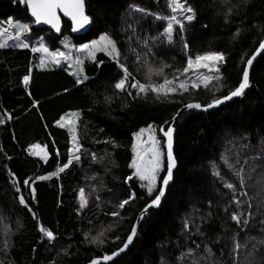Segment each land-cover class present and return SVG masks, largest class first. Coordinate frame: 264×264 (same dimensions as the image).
<instances>
[{"label":"trees","instance_id":"trees-1","mask_svg":"<svg viewBox=\"0 0 264 264\" xmlns=\"http://www.w3.org/2000/svg\"><path fill=\"white\" fill-rule=\"evenodd\" d=\"M189 2L196 9L197 18L187 25L184 33L189 45L187 51L183 49L179 35L174 34L171 44L163 36L154 43L150 42L151 53L146 55L148 50L135 36L128 40L132 33L125 21L140 20V24L134 25L140 40L158 36L166 25L154 21L153 17L143 19L136 13L129 14V5L168 15L167 0H85L93 26L82 37L72 36L68 22H64L61 37L47 29L37 30L28 11L20 4L0 0V26L8 27L6 21L9 18L31 26L28 49H0V118L4 119L0 124V217H3L0 219V261L4 264L9 261L11 264H52L53 261L55 264H88L93 258L117 251L151 199L137 178L133 176L132 180H127L134 172L128 167L132 160L133 134L154 125L160 138L159 127H167L164 121L172 124L173 118L187 103L206 105L228 95L238 86L246 60L264 39V31L254 27L264 29V0H251L250 5L242 7L229 23L224 20L223 0ZM233 3H239V0H233ZM237 28H242L243 33L234 40ZM105 32L117 41L121 61L141 83L160 84L165 77L170 80L181 77L176 69L182 70L189 56L194 58L208 51H220L226 54L221 72L227 86L217 91L216 83L212 82L207 88H190L188 92L175 94L169 99H156L151 92L146 97L142 94L133 99L114 88L123 73L106 54L96 55L93 61L84 60V74L89 80L77 85L70 69L41 68V53L31 51L32 47H39L40 38L50 50L57 51L66 50L65 39L72 45H81L98 40ZM12 43L9 41V45ZM136 53L141 57L139 63L136 62ZM163 64L171 67L165 68L160 76L153 75L149 81L147 66L159 68ZM30 69L31 81L25 88L23 76L29 74ZM250 81L252 87L243 97L205 113L189 111L180 117L174 138L178 167L173 184L161 207L151 210L142 221L131 249L110 264H161L162 261L165 264H190L180 258L181 253L197 244L200 245L199 255H204L203 248L207 245L217 258L230 264L228 253L234 235L241 243L249 236L264 239V233L260 231L264 226L259 223L264 216L256 214L257 206L264 204V168L258 167L250 173V179L246 176V187L241 189L239 181L220 161L221 154L232 148L239 153L241 161L253 157L264 140V54L251 69ZM65 89L69 91L65 92ZM133 96H136L135 90ZM77 111L80 112L77 134L86 154L75 167L52 175L58 166L67 162L72 148L67 124L61 128L57 121ZM5 114L12 118L8 119ZM104 141H113L118 147ZM162 144H165L163 139ZM247 144L251 147H243ZM33 145L47 150V161L30 154ZM236 152L227 154L235 156ZM91 153L102 161L93 163ZM112 161L117 166H113ZM213 163L217 164L216 170L223 180L213 175ZM166 164L165 156V170L160 174L157 190L165 175ZM10 173L15 174L21 188L19 194L25 196L31 212L19 204V194L12 186ZM39 176L51 178L36 179ZM28 178L35 187V199L30 195V188L22 183ZM225 182L237 185L235 199L241 201L240 207L234 203L232 192L224 187ZM81 187L85 189L89 203L78 214ZM242 191L247 195H241ZM133 194L135 199L119 209V203ZM249 203L251 209L247 207ZM113 211H119L120 216H111ZM248 211L254 213L255 219L246 228L230 218L233 212L244 213L246 217ZM33 212L36 219H33ZM189 214L202 234L193 235L195 227H191L190 232L184 229ZM17 221L23 225L19 230ZM5 224L13 233L10 237L12 247L7 254L3 251ZM109 225L112 230L107 233L104 245L85 240L84 233L90 231L95 235ZM41 226L52 230L57 239L49 243L39 232ZM117 236L119 240L115 239ZM245 256L246 250L241 251L239 264H246ZM262 257L264 249L248 259L253 264H260Z\"/></svg>","mask_w":264,"mask_h":264},{"label":"snow or ice","instance_id":"snow-or-ice-1","mask_svg":"<svg viewBox=\"0 0 264 264\" xmlns=\"http://www.w3.org/2000/svg\"><path fill=\"white\" fill-rule=\"evenodd\" d=\"M14 3H19L20 5H26V10L30 12V16L34 18L32 23L34 24H47L50 25L52 29H55L57 33L61 32V19L58 13L62 12L63 16L70 19L73 25V31H78L84 29L89 25L92 20L89 15L86 14V5L85 0H13ZM251 3V0H239V3H233V0H223L222 7L224 8L223 16L225 23H229L231 17L238 15L241 8H247ZM166 7L169 10L168 15H162L159 12H150L142 7L136 5H129V14L136 13L141 18L146 19L148 17H153L154 21H159L164 23L166 26L163 28V31L155 37H146L143 40H140V36L137 33L136 27L134 25L140 24V20L133 18V21L129 23L127 20V29L131 30L132 35L128 36V40L131 41L133 36L140 41L144 48L148 50V53H151L150 42L154 43L159 36L166 38L169 44L173 43L174 34H178L180 41L183 44V49L187 51L189 48L188 43L185 40L184 33L187 30V25H190L197 18V11L189 2V0H167ZM8 27L0 26V49H5L8 47L28 49L29 48V35L31 33L30 23L18 21L13 18H9L6 21ZM206 27V26H205ZM258 30L259 26L254 25ZM178 28V33H177ZM243 33L242 28H237L236 32L233 34V39L237 40L241 37ZM5 37L7 39H5ZM9 41L13 43L9 45ZM39 47H32V52H42L45 54L44 57L40 60V66L46 67L48 64L55 66H60L62 62H67L68 66L73 69L72 76L75 78L77 85L84 84L89 80V77L84 74V60L81 59L80 55H73L72 49H75L77 53H82L87 56L89 59H95L96 52H103L112 58L122 70V77L114 84V88L120 92H126L128 96L136 97L144 95L145 97L149 92L155 94L156 99H169L171 96L175 95L178 91L188 92L189 87L199 88L201 83L207 88L210 83L215 82L217 85L216 90L219 91L227 86L225 78L221 72V66L226 61V54L220 51H208L204 54H197L194 58L191 56L187 59L186 66L181 69H176L177 73L181 75L189 73L190 70L195 72V77H189L187 80H179V76L174 77L173 79L164 78L163 82L160 84L149 82L147 84L141 83L139 80L135 79V76L132 72L129 71V68L125 63L121 61V52L118 47V43L112 36L105 32L100 35L98 40H93L91 43L81 44L79 48H76L75 45H70V43H65L64 47L68 48V52L62 51H50L43 41V38L38 40ZM135 52V49H132ZM264 51V39L259 43V47L255 50V53L246 60V66L242 68V79L233 90L229 91V94L223 96L222 98L213 99L211 102L206 105H201L200 103H187L185 108L188 110H202L208 111L209 109L219 107L226 101H230L233 98L243 97L246 93V90L252 87L250 81V70L253 67L254 61L258 56L261 55V52ZM126 59V57L124 58ZM243 59V57H242ZM141 57L139 53H136V62L139 63ZM171 65L163 64L159 68H152L150 65L147 66L146 78L151 81L153 75L160 76L163 74L165 68H170ZM206 69L207 74L199 70ZM31 81V69L29 74L23 76V84L27 88ZM131 83L129 84V82ZM177 81H179L177 85ZM133 90L136 91V96H133ZM69 91L65 89V92ZM30 95V93H29ZM106 100L110 102V98L106 97ZM174 102V101H170ZM38 103V102H37ZM7 116V114H5ZM71 119L67 117H61L60 121H57L59 127L64 128L67 125H70L69 131L71 133L72 148L69 149L67 162L62 166H58L57 171L52 173V175H59L64 173L66 169L75 167L81 162L82 156L85 155L82 151L83 145L80 142V138L77 134L78 121L80 120V112H73L68 114ZM179 113H177V116ZM8 119H11V116H7ZM175 119V118H173ZM61 121H65L62 123ZM4 123V119L0 118V124ZM164 124L167 125L166 129L164 126L159 127L158 131L162 133V137L158 138L156 135L157 128L152 125H148L147 128H141L138 132L133 134V143L131 145L132 151V160L128 165L129 168L133 169V175L127 177V180H132L133 176L141 182V186L146 190L148 197H151L150 202L145 205L141 210V214L138 217L137 225H134L131 229V233L127 236L126 241L123 243V246L120 247L117 251L112 252L111 254H105L102 257L93 258L90 261V264H108L109 261L119 256L121 253L125 252L129 246L133 243L134 238L137 236L138 224L141 220L145 218L148 214L149 209L153 207H160L162 198L165 196L167 187L170 182L174 180V170L177 168L178 163L174 155V132L175 128L170 124L169 121H164ZM146 136V138H145ZM166 138V153L163 150L165 144H162V139ZM100 142V141H97ZM104 143H113L114 147H118L113 141H104ZM33 148L39 147V145H33ZM243 147H251L250 144L243 145ZM2 150V149H0ZM236 152L235 148L227 149L226 153H222L220 156V161L223 166L226 167L239 181V187L241 189L246 187V176L250 179V173L255 172L258 167L264 168V140H261L259 146V152L257 155L244 158L243 161L240 159V155L236 152L235 156H230L227 153ZM31 155H36L35 152L30 153ZM57 155L59 153L57 152ZM91 159L93 163H100L102 158L96 156L95 153H91ZM166 156V175L162 177V183L159 189L157 190L158 181L161 180V172L164 171V159ZM42 159L47 158V154L41 157ZM113 166L115 162L112 161ZM217 164L213 163V175L218 177L220 180H223L221 173L217 171ZM13 177L11 183L16 193H21V188L19 182L15 179V174L10 173ZM50 176H39L36 179L47 180L50 179ZM95 179V177H92ZM31 178L25 179L22 183L24 186L30 188V195L35 199V187H32L30 184ZM34 183V181H33ZM102 186V185H101ZM224 187L229 189L232 192L234 203L237 207H240L241 201L235 199V194L237 192V185L233 183H224ZM93 192L96 191L95 188L92 189ZM155 194V195H154ZM243 196L247 195V192L242 191L240 193ZM18 202L20 205L28 209L29 212L32 209L29 207V202L26 200L23 194H19ZM79 199V209L77 210L78 214L81 210L85 209L88 206L89 200L85 194V189L81 187L78 194ZM97 201L100 200V197H96ZM135 199V194L130 196L128 199H124L119 203L118 208L123 209L125 205L129 204L130 200ZM99 206V205H98ZM249 209L252 208V205L249 203L247 205ZM227 211V209H225ZM257 215L264 216V204L257 206ZM33 219H36V214L33 212ZM113 217H119V211H113L110 213ZM211 215V212L208 213ZM231 220L236 222L237 225L246 228L249 226L250 221L255 219V215L252 211H248L247 216H244V213L233 212L231 214ZM3 219V217H0ZM203 219V217H201ZM259 223L264 226V219H261ZM23 225L17 221V230ZM186 231L190 232L191 227H195L196 234H202L199 225L195 224V221L192 220L191 214L184 221L183 225ZM112 230V226L109 225L108 228L101 229L95 235H91V232L84 233L85 240L89 241L94 245H104L107 242V233ZM264 233V227L260 229ZM39 232L42 233V236L47 239L49 243L54 242L57 239V236L52 230L41 226ZM12 229L5 224L4 227V236L3 241V251L7 254L8 250L12 247L10 237L12 235ZM119 240L120 237L115 238ZM233 244L231 251L228 253L230 258V264H239L238 257L241 251L246 250L245 261L246 264H253V261L249 260V257H255L257 253L261 252L264 249V239H257L255 236H249L243 243L237 240V237L234 235L232 237ZM198 249L200 245H196L195 248H188L187 251L181 253V259L190 264H229V261H224L223 259L217 258L216 253L211 247L207 245L203 248L204 255L198 254ZM66 254V253H65ZM223 256V253H221ZM0 264H4V261H0ZM11 264V261L8 262ZM52 264H55L53 261ZM165 264V262H161ZM260 264H264V257L261 258Z\"/></svg>","mask_w":264,"mask_h":264},{"label":"water","instance_id":"water-1","mask_svg":"<svg viewBox=\"0 0 264 264\" xmlns=\"http://www.w3.org/2000/svg\"><path fill=\"white\" fill-rule=\"evenodd\" d=\"M18 4H19V3H18ZM85 5H86V3H85ZM21 6H22L23 9L26 10V5H21ZM28 14H29V16H30V12H28ZM86 14L89 15V14H88V9H87V7H86ZM58 15L60 16V19H61V32L57 33V32L55 31V29H52V28H51L50 25L43 24V23H41V24H34V28L37 29V30H39V29H40V30H45V29H47V30L53 32L57 37H60V36L62 35V33H63V30H64V22H68V23L71 25V34H72V36H74V37H80L81 35H84V34L88 33V32L91 30L92 26H93V22H91V23H90L89 25H87L84 29H81V30H78V31H73V30H72V29H73V25H72V22L70 21V19L67 18V17H65V16H63V13H62V12L58 13ZM30 18H31L32 20H34V18H32L31 16H30ZM91 20H92V19H91ZM263 54H264V51L261 52V55L257 57V59L254 61V63H255V62H256V61H257V60H258ZM254 63H253V65H254ZM238 98H239V97H237V98H233V99L230 100V101H226L225 103H223V104L220 105L219 107H215V108L209 109L208 111H211V110H214V109H217V108L223 107V106H225V105L231 103L232 101L237 100ZM193 110H194V109H193ZM187 111H190V110H188V109H186L185 107H183V108L180 110V114H184V113L187 112ZM196 111H199V112H202V113L208 112V111H202V110H196ZM171 125L175 128V131H176L177 123H176V122H172ZM161 134H162V133H161ZM174 138H175V132H174ZM165 140H166V138H165ZM165 146H166V144H165ZM173 150H174V155H175V143H174V149H173ZM166 163H167V161H166ZM177 167H178V166H177ZM176 170H177V168L174 170V174H175V171H176ZM170 183H171V182H170ZM166 195H167V190H166L165 196L162 198V202H161V204L164 202V200H165V198H166ZM160 207H161V205H160ZM160 207H158V208H160ZM153 208H156V207H153ZM153 208H151V209H153ZM151 209H149V211H150ZM149 211H148V213H149ZM140 214H141V213H140ZM140 214H139V216H140ZM139 216H138V217H139ZM146 216H147V215H146ZM146 216H145V217H146ZM134 240H135V238H134ZM134 240H133V243H134ZM133 243L131 244V246L133 245ZM126 252H127V251H125V252L121 253L119 256L115 257V258L113 259V261H109L108 264L117 261V260L120 259V258H121ZM88 264H90V263H88ZM102 264H103V262H102Z\"/></svg>","mask_w":264,"mask_h":264},{"label":"rangeland","instance_id":"rangeland-1","mask_svg":"<svg viewBox=\"0 0 264 264\" xmlns=\"http://www.w3.org/2000/svg\"><path fill=\"white\" fill-rule=\"evenodd\" d=\"M85 35V34H84ZM84 35H81L80 37H82V36H84ZM6 38V37H5ZM39 40V39H38ZM68 43L69 42V40H67V39H65L64 41H63V43ZM91 43V42H90ZM89 43V44H90ZM70 45H72V44H70ZM46 46V45H45ZM79 46L80 45H75V47L76 48H79ZM38 48V47H37ZM49 48V47H48ZM49 50H50V48H49ZM50 51H52V50H50ZM59 51H62V52H68L69 51V49L68 48H66V50H59ZM41 53V58L42 57H44L45 56V54L44 53H42V52H40ZM72 53H73V55L75 56V55H80V57H81V59H83V60H89V61H93V59H89V58H87V56L85 55V54H82V53H77L76 51H75V49H72ZM99 54H105V53H103V52H96V55L98 56ZM96 55H95V57H96ZM41 67V66H40ZM62 67H65L66 69H70L71 70V73H72V71H73V69L71 68V67H69L68 66V63L67 62H62L61 63V65L60 66H55V65H52V64H48L46 67H43V68H62ZM42 68V67H41ZM199 71H201V72H204V73H206L207 74V70L206 69H201V70H199ZM189 77H192V78H194L195 77V72L193 71V70H190L189 71V73H187V74H184V75H181V77H179V80H187V79H189ZM177 83V85H178V83H179V81H177L176 82ZM201 86H203V83H201ZM200 86V87H201ZM191 87H189V89H190ZM179 93H182V92H180V91H178L176 94H179ZM68 117V119H71L72 117H70V116H67ZM68 126V129L70 128V125H67ZM153 127H155L154 125H152ZM148 127V126H147ZM146 127V128H147ZM70 132V131H69ZM156 135H157V133H156ZM158 136V135H157ZM145 138H146V136H145ZM165 149V148H164ZM32 152H35L36 153V155H32V156H36V157H42V156H44L45 154H47V158H46V160L45 159H42L44 162L45 161H47L48 160V153H47V150L45 149V148H43V147H41V146H39V147H37V148H31V150H30V153H32Z\"/></svg>","mask_w":264,"mask_h":264},{"label":"bare ground","instance_id":"bare-ground-1","mask_svg":"<svg viewBox=\"0 0 264 264\" xmlns=\"http://www.w3.org/2000/svg\"><path fill=\"white\" fill-rule=\"evenodd\" d=\"M20 6H21V5H20ZM21 8H22V6H21ZM22 9H23V8H22ZM23 10H25V9H23ZM60 37H61V36H60ZM255 63H256V62H255ZM255 63H254V64H255ZM253 66H254V65H253ZM252 68H253V67H252ZM250 72H251V70H250ZM239 98H241V97H239ZM239 98H238V99H239ZM190 111H196V110H190ZM187 112H189V111H187ZM187 112H185V113H187ZM185 113H184V114H185ZM184 114H180V111H179V115L176 116L175 119H173V122H176V123H177L178 120L180 119V117H181L182 115H184ZM165 129H166V128H165ZM163 140H165V138H164ZM164 148H165V153H166V146H164ZM165 175H166V172H165ZM173 181H174V180H173ZM173 181H172V182L169 184V186L167 187V192H168L170 186L173 184ZM161 183H162V181H161ZM160 186H161V184H160ZM153 209H155V208H153ZM153 209H151V210H153ZM151 210H150V211H151ZM150 211H149V212H150ZM138 216H139V215H138ZM137 220H138V217H137ZM137 220H136V222H135L134 225H137ZM143 220H144V219H143ZM143 220H141V221L139 222V224H138L137 234H138L139 227H140V225H141V223H142ZM135 239H136V237H135ZM134 242H135V240H134ZM133 244H134V243H133ZM131 247H132V246L130 245L129 248H128L127 250H125V251L128 252V251L131 249ZM127 252H126V253H127ZM126 253H125V254H126Z\"/></svg>","mask_w":264,"mask_h":264}]
</instances>
